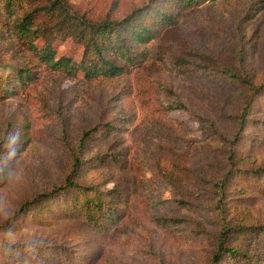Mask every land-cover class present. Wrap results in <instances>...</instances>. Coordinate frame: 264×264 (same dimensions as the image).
I'll return each instance as SVG.
<instances>
[{
	"label": "rangeland",
	"instance_id": "1",
	"mask_svg": "<svg viewBox=\"0 0 264 264\" xmlns=\"http://www.w3.org/2000/svg\"><path fill=\"white\" fill-rule=\"evenodd\" d=\"M150 1L161 4V0H71L87 17L113 19ZM177 9V22L161 28L158 36L143 47L147 53L139 69L131 66L116 77L83 80L82 74L63 77L42 65L36 83L19 96L0 102V177H4L0 178V223L25 201L63 180L85 127L97 125L98 131L114 119L115 129L95 132L97 135L85 144L82 154L87 160L74 179L87 187L108 188L116 177H128L130 184L134 176L143 177L141 182L135 179V192L124 205L121 232L106 240L75 215L46 223L21 219L16 227L0 231L1 239L24 245L100 249L94 264L205 262L212 249L210 242L199 241L186 228L159 225L153 217L191 218L207 230L217 231L216 214L210 205L215 193L209 192L208 197L205 185L193 182L189 169L205 179L225 169L223 158L234 135L232 119L226 114L239 113L251 92L245 86L220 82L211 74L182 69L193 62L210 66L229 63L254 84L264 83V0H207L197 7ZM4 17L0 11V35L7 33ZM41 43L39 40L38 45ZM54 45L57 56L81 59L83 48L73 40L56 41ZM6 47L5 42L0 43V74H7L10 65L17 64V54ZM157 47L162 49L154 54ZM174 51L190 52L184 57L188 60L183 65L178 61L172 64ZM241 52L240 61L236 60ZM194 53L208 55L215 62L200 60ZM160 83L175 88L187 109H164L167 94ZM261 96H252L255 100L249 117L256 122L246 123L239 165L264 171ZM118 151L127 158L129 169L111 172L90 158L96 153H107L108 157ZM174 163V174L164 179L162 172ZM196 183L203 195H192ZM241 185L233 189L232 196L238 198L229 201L227 217L233 223H264V194L251 192L245 194L246 199ZM0 264H50V260L39 256L20 260L0 251Z\"/></svg>",
	"mask_w": 264,
	"mask_h": 264
},
{
	"label": "trees",
	"instance_id": "2",
	"mask_svg": "<svg viewBox=\"0 0 264 264\" xmlns=\"http://www.w3.org/2000/svg\"><path fill=\"white\" fill-rule=\"evenodd\" d=\"M206 1L161 0V4L150 1L119 19H113L109 16L87 17L71 0H0V11L5 16L3 22L7 28V33L0 35V43L5 42L8 46L5 49L14 55L17 54V64L10 65L7 74H0V102L19 96L31 83H36L40 78L39 67L42 65L63 77H77L82 74L83 80L116 77L127 72L131 66L139 69L147 53L143 47L148 46L158 36L161 28L177 22V8L180 10L197 7ZM66 39L82 46L83 52L79 61L70 56H57L54 43ZM39 40L42 41L41 45H38ZM161 49L162 47H157L154 54L159 53ZM171 54H174L170 59L172 64L178 61L183 65L188 60L184 57L190 52L180 54L174 51ZM241 55L242 52L236 55L235 59L240 61ZM193 56L205 62H215L214 58L202 53H194ZM183 68L186 73L211 74L220 82L236 87L245 86L251 93L244 99L245 105L239 113L226 114V117L232 119L234 135L229 140L228 154L223 158L225 169L218 175H207V179L189 169L193 176L192 181H200L205 185L203 188L208 191V197L211 198L209 192L215 193L216 199L213 201L212 198L210 205L216 214L217 231H209L191 218L154 215L153 219L165 227L186 228L188 233L191 232L199 241L210 242L212 249L205 256L203 264H264V223H233L226 215L230 207L229 201L238 198L232 194L233 189L240 183L243 197L246 199L248 197L245 194L251 192L264 194V171L260 167L245 168L239 165V146L246 139V123L252 125V122H256L249 117L253 112L249 111L251 102L255 100L252 96H264V83L254 84L246 74L238 72L229 63L219 66L216 62L215 66H210L208 63L193 62L191 66L185 65ZM161 86L167 94V107L164 109H187L175 88L162 84ZM113 121L114 119H110L105 123L106 126L98 131L97 125L85 127L80 134L76 151L72 152L69 172L64 175L63 180L51 189L25 201L0 223V231L16 227L21 219L46 223L52 219L77 215L106 240L119 234L123 227L120 222L126 215L124 205L131 192H135V179L141 182L143 177L134 176L132 184L129 183L128 177H116L111 179L113 183L108 188L104 185L102 188L95 185L87 187L74 179L79 168L85 165L87 160L85 153L82 154L85 144L97 135L95 132L100 134L115 129L117 125H114ZM106 154L96 153L90 158L111 172H114V169L130 168V163L126 157H122V152L111 153L108 157ZM173 165L162 172L164 179L169 180L174 174L176 163ZM0 178L3 179V175ZM197 183L192 187L193 196L203 195ZM180 202L187 203V200L181 199ZM77 246L70 249L39 243L24 245L8 242L0 237V251L4 256L12 255L20 260L24 257L30 259L39 256L49 258L50 264H94L101 250H84Z\"/></svg>",
	"mask_w": 264,
	"mask_h": 264
}]
</instances>
